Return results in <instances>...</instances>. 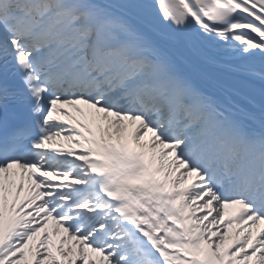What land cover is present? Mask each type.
<instances>
[{
  "label": "snow or ice",
  "instance_id": "1",
  "mask_svg": "<svg viewBox=\"0 0 264 264\" xmlns=\"http://www.w3.org/2000/svg\"><path fill=\"white\" fill-rule=\"evenodd\" d=\"M262 225L264 0H0V264H264Z\"/></svg>",
  "mask_w": 264,
  "mask_h": 264
},
{
  "label": "bare ground",
  "instance_id": "2",
  "mask_svg": "<svg viewBox=\"0 0 264 264\" xmlns=\"http://www.w3.org/2000/svg\"><path fill=\"white\" fill-rule=\"evenodd\" d=\"M110 131H111V132H114V130H110ZM127 135H131V132L128 131V132H127ZM15 179H17V182H18V176H17ZM233 209H234V207H232V208H228V209H226L225 211L228 213V212L232 211ZM260 227H263V225L260 226ZM232 228H236V227H235L234 225H232L231 227H229V229H232ZM254 231H255V230H254ZM230 233H231V232H230ZM229 237H230L229 242L231 243L232 239H235V232L229 234ZM37 241L39 242V235H38L36 238H34L32 241H29V245L33 248V250H35V246H36V244H37ZM226 241H227V240H226ZM32 259H34V251H33ZM93 259H98V257L93 256Z\"/></svg>",
  "mask_w": 264,
  "mask_h": 264
},
{
  "label": "rangeland",
  "instance_id": "3",
  "mask_svg": "<svg viewBox=\"0 0 264 264\" xmlns=\"http://www.w3.org/2000/svg\"><path fill=\"white\" fill-rule=\"evenodd\" d=\"M233 231H234V230H230V229H228V233H229V234L233 233ZM230 232H231V233H230ZM241 238H242V235H241ZM227 244H230L229 239L226 241L225 246H227Z\"/></svg>",
  "mask_w": 264,
  "mask_h": 264
}]
</instances>
